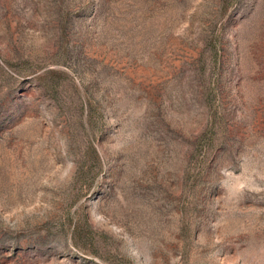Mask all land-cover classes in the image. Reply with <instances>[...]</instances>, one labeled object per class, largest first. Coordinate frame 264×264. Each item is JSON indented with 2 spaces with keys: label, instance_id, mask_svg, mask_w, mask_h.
<instances>
[{
  "label": "rangeland",
  "instance_id": "374dc122",
  "mask_svg": "<svg viewBox=\"0 0 264 264\" xmlns=\"http://www.w3.org/2000/svg\"><path fill=\"white\" fill-rule=\"evenodd\" d=\"M0 264H264V0H0Z\"/></svg>",
  "mask_w": 264,
  "mask_h": 264
}]
</instances>
